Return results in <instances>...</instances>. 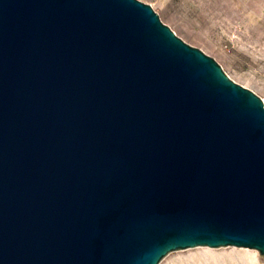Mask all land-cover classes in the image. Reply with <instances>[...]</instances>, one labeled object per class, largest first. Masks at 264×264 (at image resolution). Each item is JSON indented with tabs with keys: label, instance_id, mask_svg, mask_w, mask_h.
<instances>
[{
	"label": "water",
	"instance_id": "obj_1",
	"mask_svg": "<svg viewBox=\"0 0 264 264\" xmlns=\"http://www.w3.org/2000/svg\"><path fill=\"white\" fill-rule=\"evenodd\" d=\"M264 257V101L141 0H0V264Z\"/></svg>",
	"mask_w": 264,
	"mask_h": 264
},
{
	"label": "rangeland",
	"instance_id": "obj_2",
	"mask_svg": "<svg viewBox=\"0 0 264 264\" xmlns=\"http://www.w3.org/2000/svg\"><path fill=\"white\" fill-rule=\"evenodd\" d=\"M141 1L264 101V0ZM159 264H264V257L247 247L196 246L172 251Z\"/></svg>",
	"mask_w": 264,
	"mask_h": 264
},
{
	"label": "bare ground",
	"instance_id": "obj_3",
	"mask_svg": "<svg viewBox=\"0 0 264 264\" xmlns=\"http://www.w3.org/2000/svg\"><path fill=\"white\" fill-rule=\"evenodd\" d=\"M209 249V248H208ZM209 250H211V249H209ZM244 250H247V249H244Z\"/></svg>",
	"mask_w": 264,
	"mask_h": 264
}]
</instances>
